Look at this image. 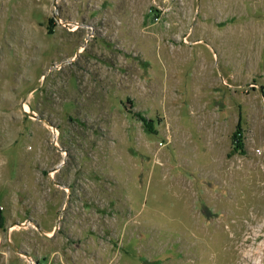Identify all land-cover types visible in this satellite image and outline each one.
Here are the masks:
<instances>
[{
	"label": "rangeland",
	"instance_id": "rangeland-1",
	"mask_svg": "<svg viewBox=\"0 0 264 264\" xmlns=\"http://www.w3.org/2000/svg\"><path fill=\"white\" fill-rule=\"evenodd\" d=\"M0 264H264V0H0Z\"/></svg>",
	"mask_w": 264,
	"mask_h": 264
},
{
	"label": "flooded vegetation",
	"instance_id": "flooded-vegetation-1",
	"mask_svg": "<svg viewBox=\"0 0 264 264\" xmlns=\"http://www.w3.org/2000/svg\"><path fill=\"white\" fill-rule=\"evenodd\" d=\"M36 89H37V88H35L34 90H32V92H33V91H36Z\"/></svg>",
	"mask_w": 264,
	"mask_h": 264
},
{
	"label": "water",
	"instance_id": "water-1",
	"mask_svg": "<svg viewBox=\"0 0 264 264\" xmlns=\"http://www.w3.org/2000/svg\"><path fill=\"white\" fill-rule=\"evenodd\" d=\"M33 118H35V119H36V118H37V116H33Z\"/></svg>",
	"mask_w": 264,
	"mask_h": 264
},
{
	"label": "trees",
	"instance_id": "trees-1",
	"mask_svg": "<svg viewBox=\"0 0 264 264\" xmlns=\"http://www.w3.org/2000/svg\"><path fill=\"white\" fill-rule=\"evenodd\" d=\"M236 141L239 142V138Z\"/></svg>",
	"mask_w": 264,
	"mask_h": 264
}]
</instances>
